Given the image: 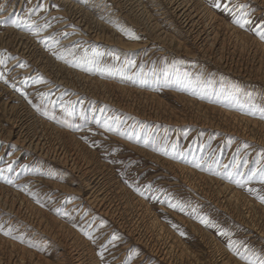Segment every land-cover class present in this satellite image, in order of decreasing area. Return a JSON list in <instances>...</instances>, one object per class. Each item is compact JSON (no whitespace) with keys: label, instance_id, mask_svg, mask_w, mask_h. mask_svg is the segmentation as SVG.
I'll return each instance as SVG.
<instances>
[{"label":"rangeland","instance_id":"obj_1","mask_svg":"<svg viewBox=\"0 0 264 264\" xmlns=\"http://www.w3.org/2000/svg\"><path fill=\"white\" fill-rule=\"evenodd\" d=\"M76 1L85 22L101 23L100 40L67 17L60 0H0V128L23 124L83 164L71 170L0 138V185L73 232L81 264H259L264 52L229 41L222 63L196 48L163 50L134 19L129 0ZM140 1L163 22L151 0ZM200 1L264 47L260 1ZM112 31L114 44L106 40ZM17 34L32 41L38 62L13 49ZM76 73L104 85L82 83ZM103 197L116 207L113 217L98 206ZM24 221L0 209V238L40 264H76L57 227L50 234ZM135 221L149 245L127 230ZM153 243L171 244L168 257L151 251ZM10 253L0 247L2 261Z\"/></svg>","mask_w":264,"mask_h":264},{"label":"bare ground","instance_id":"obj_2","mask_svg":"<svg viewBox=\"0 0 264 264\" xmlns=\"http://www.w3.org/2000/svg\"><path fill=\"white\" fill-rule=\"evenodd\" d=\"M151 1L153 2V5H156V9L159 12L158 14L162 15L161 18L164 19L163 22H167L168 25H170V27H172V29L174 30V33H168L163 25L164 23L159 21L158 18L153 17L151 12L147 10L146 6L143 4L142 1L129 0L128 10L133 14L134 19H138L140 24H142V27L149 32V36L153 35V39L158 42L159 46H161L163 50L171 49L175 52L178 51L182 53H189L192 48H196L197 51H203L208 55L211 54L215 56V59L222 60V63H226V60L228 59V57L225 55V52L229 48V41H231L235 46H237V48L239 46L241 49H244L243 46L248 43L255 48L254 52H264V47L259 46L256 42L250 40L247 36L238 33L230 26L218 21L207 10V8L203 6V3L200 0ZM258 1H260L262 5H264V0ZM60 2L63 3L66 7L64 12H66L67 17L69 16V18L73 19L75 23L83 26V30L90 33L91 36L95 38L94 40H100L101 35L104 34L101 23L91 20L85 22V10L82 6L77 4L76 0H60ZM15 36V40L12 41L13 49L15 51H19L21 55H26L27 57H29V59L33 60L34 63L38 62L40 58L33 57L34 45L32 44V41L29 40V37L26 38L25 36H21L19 34ZM74 39V37H71L68 42ZM106 40L110 41V44H114L119 41V38L116 37L112 31V33L108 37H106ZM123 47L125 48V46ZM253 55H255V53H253ZM258 60L259 57H256V61ZM260 66L261 62L259 64V67ZM75 75L76 80H79L82 83H86L89 85H104V82L102 81H94L90 78L83 77L77 73ZM120 90L126 91V89L123 88H120ZM149 97L154 96L149 95ZM155 113L157 114L158 112L156 111ZM227 114V112L223 113V115H225L224 121L230 120L229 116L232 117L231 115ZM234 119L236 122L237 119ZM17 123L13 124V126H11L7 130H3L1 127L0 138L6 139L7 141H10V139L15 138L14 142L20 143L21 145H23L24 148L30 151L36 152L43 157H50L60 162L64 166H68L71 170H79L81 164L78 162V158L74 153H68L57 147H48V144L46 145V143L42 141L44 139L41 135H31L29 134L30 131L27 129L26 126H23V124L17 125ZM16 128H18L17 131ZM221 189L224 190L225 188L221 187ZM93 197L94 198H92L93 200L91 199V201L94 203L96 196L93 195ZM99 201L100 202L98 206L101 207L102 212H104L105 214H109V216L113 217L114 213L116 212V207L113 208V205L110 203V201L106 203L104 201V197ZM0 209L9 213L13 217L15 216L22 218L23 221L25 219L31 224L37 226L36 228L38 230H43L50 234L52 233V227H57L58 231H61L62 233V239L64 240V242H66V248H68V250L72 252V259L76 261V264H81L82 253L79 252V249H77V236L73 232L69 231L68 229H64V227H62L54 218L43 216V214L34 206H32L29 202L25 201L24 199L18 198L17 195H15L12 191H9L6 187H3L1 185ZM132 223L133 227L127 230L129 232H133L132 234L136 235L135 239L138 242L146 244L147 241L144 235L140 232L141 229H138L139 226L137 225V221ZM160 229L162 228L160 227ZM170 245H165V247H162L153 243V245H151V251H153L155 254H158L159 256H163V258H166L168 257V252H170L167 249ZM0 247H3L9 252L15 253H10L5 261H2V258H0V264H23L25 262V258L29 259V264H40V262L38 261L39 259L33 261L32 255L30 253H27L24 248L19 247L8 240L0 238ZM180 254H182V249H180Z\"/></svg>","mask_w":264,"mask_h":264},{"label":"snow or ice","instance_id":"obj_3","mask_svg":"<svg viewBox=\"0 0 264 264\" xmlns=\"http://www.w3.org/2000/svg\"><path fill=\"white\" fill-rule=\"evenodd\" d=\"M215 6H216V7H220V4L217 3ZM41 7H43V6L38 4V5L36 6V8L29 9V12L37 11V10H38L39 8H41ZM238 7L242 10V9L245 7V5H239ZM225 10H228L227 5H225ZM246 15H247V13H242V17H243V16H246ZM13 23L16 24L17 27H19V26H20V23H21L20 18H18L16 21H13ZM236 23L240 24L241 27H243V26H244V23H247V20H244L243 23H242V22H241V19H237V20H236ZM45 27H48V25L46 24ZM260 35H261L262 38H264V32H260ZM93 52H94L96 55H102V53L97 52L95 49H93ZM61 58H62V57H61ZM2 62H3V61H0V63H2ZM23 66H24V65H21V67H23ZM37 82H39V81H37ZM41 95H43V94H41ZM9 167H11V166H9ZM255 174H256V173H253V175H255ZM260 177H261V180L264 181V172H261V173H260ZM9 182H11V181H9ZM237 183H239V181H237ZM250 191H251V189H250ZM260 199H261V201H264V196H261ZM172 206L175 207L176 205H172ZM201 223H208L207 218H206V217L201 218ZM233 243H235V242H230V246H232ZM245 258H246V257H245ZM259 264H264V259H261V260L259 261Z\"/></svg>","mask_w":264,"mask_h":264}]
</instances>
